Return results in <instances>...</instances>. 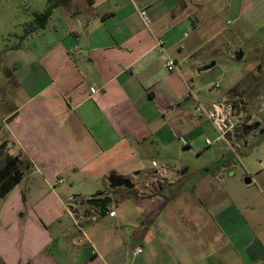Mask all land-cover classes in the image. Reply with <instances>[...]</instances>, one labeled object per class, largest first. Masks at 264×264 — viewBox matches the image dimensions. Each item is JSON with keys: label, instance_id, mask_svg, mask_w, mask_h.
<instances>
[{"label": "crops", "instance_id": "obj_1", "mask_svg": "<svg viewBox=\"0 0 264 264\" xmlns=\"http://www.w3.org/2000/svg\"><path fill=\"white\" fill-rule=\"evenodd\" d=\"M240 1L68 0L42 28L35 15L47 4L34 15L22 37L21 69H6L14 92L0 98V145H6L0 159L19 156L23 172L0 197V264H264V175L262 183L246 176L249 184L222 176L228 193L207 230L197 225L194 242L178 248L158 232L141 259L142 244L124 241L126 224L113 210L135 190L141 199L157 195L137 189L155 176L172 181L165 165L136 171L147 157L152 161V149L166 155L175 139L192 148L202 118L185 96L195 94L193 78L214 65L203 67L198 53L237 20ZM169 58L177 70L164 67ZM110 174L132 181L133 191L96 188ZM73 186L89 198L109 196L107 214L100 218L79 203ZM183 192L168 198L169 211L177 199L189 198ZM127 239L139 236L131 231Z\"/></svg>", "mask_w": 264, "mask_h": 264}, {"label": "rangeland", "instance_id": "obj_2", "mask_svg": "<svg viewBox=\"0 0 264 264\" xmlns=\"http://www.w3.org/2000/svg\"><path fill=\"white\" fill-rule=\"evenodd\" d=\"M234 1L237 4L239 0ZM254 1L241 0L239 6L234 4V10H239L237 20L229 24L221 37L202 45L198 53L203 67L214 64L193 78L192 85L198 101L206 109L222 99L225 104L232 106L226 114L224 138L206 117L196 119L191 149L182 145L183 139H175L166 155L159 149H152V161L147 157L143 167L136 171L142 175L151 169L160 170L165 165L173 174L169 178L172 181L155 176L149 186L143 185L137 189L144 194L159 192L157 195L141 199L137 198L135 190L133 198L120 200L121 203L113 209L126 224L120 228L124 241L126 239L125 242L131 246L142 244L144 251L138 259L146 256L148 243L157 239L158 232L164 233L178 248L176 245L185 240L194 242L200 232L195 228L197 225L202 231L207 230L209 223H205L209 222L212 212L221 208L228 193L223 189L222 176L243 180L246 176L257 175L259 182L263 181L264 133H260V130L264 129V0H258L250 8V3ZM46 4V0H0V98L14 92L10 73L6 69L12 70L11 66L21 69L22 37L26 29L31 27L34 15L41 12ZM13 47L17 49L10 50ZM238 50L243 52V57L236 61L233 56ZM229 96L231 101L228 100ZM255 122L260 123V129L244 135V126ZM206 139L210 145L205 143ZM128 153L123 152L124 155ZM4 161L0 159V167ZM140 177L136 179L138 185L143 183ZM95 186L104 192L110 191L107 181L95 183ZM73 188L74 198L79 203L86 204L87 200L92 199L83 193L85 188ZM115 190L126 191L125 188ZM183 191H190L189 198L177 199L169 211L165 207L168 198ZM168 212L169 218H163ZM197 214L202 224L194 222ZM109 215L110 218L112 213ZM141 217H144L143 221ZM131 231L137 233L138 241L129 243L127 238Z\"/></svg>", "mask_w": 264, "mask_h": 264}, {"label": "built area", "instance_id": "obj_3", "mask_svg": "<svg viewBox=\"0 0 264 264\" xmlns=\"http://www.w3.org/2000/svg\"><path fill=\"white\" fill-rule=\"evenodd\" d=\"M139 15H140L142 21L145 24H148L149 19H148L146 12L144 10H140ZM161 44H162V42L159 41L158 46H161ZM164 67L168 71H174V70H177L178 66H177V63L173 59L169 58L164 62ZM215 87H218V84H215ZM185 100L192 102L191 108L195 112L197 117H199V118L206 117V119L210 120L216 126L221 137L224 138V136H223L225 133L224 128L227 125V120H226L227 115L226 114H228L230 112V110L232 108L231 105L225 104V101L222 99L220 102L213 104L211 108L206 109L200 104L197 97L195 96V94L191 90L185 96ZM206 144L210 145V142L208 140H206ZM134 252H135V254H140L142 252V249L136 248Z\"/></svg>", "mask_w": 264, "mask_h": 264}, {"label": "trees", "instance_id": "obj_4", "mask_svg": "<svg viewBox=\"0 0 264 264\" xmlns=\"http://www.w3.org/2000/svg\"><path fill=\"white\" fill-rule=\"evenodd\" d=\"M68 0H48L47 6L40 14L35 15V21L39 28H42L50 16L53 8ZM5 144L0 145V154L5 148ZM21 158L19 156L6 157L4 164L0 167V197H4L14 186L21 181L23 172L20 169ZM133 191V190H131Z\"/></svg>", "mask_w": 264, "mask_h": 264}, {"label": "water", "instance_id": "obj_5", "mask_svg": "<svg viewBox=\"0 0 264 264\" xmlns=\"http://www.w3.org/2000/svg\"><path fill=\"white\" fill-rule=\"evenodd\" d=\"M234 59L236 61H239L243 57V52L241 50H238L234 53ZM213 63L210 65L212 66ZM209 68V67H207ZM230 94V93H229ZM228 100L231 101V97H228ZM260 128V123L255 122L250 125H246L243 128V134L245 135L247 132L256 131ZM260 133H264V129L260 130ZM137 174V173H136ZM108 187L110 189H116V188H125L128 190H131L135 187L134 183L130 180L120 178L115 176L114 174H110L107 178ZM245 184L250 183V178H245L243 180ZM112 202V199L109 196H103L102 194H99L96 198H92L86 201V204L88 206L93 207L95 210L98 211V216L100 218H103L107 212H108V205Z\"/></svg>", "mask_w": 264, "mask_h": 264}]
</instances>
